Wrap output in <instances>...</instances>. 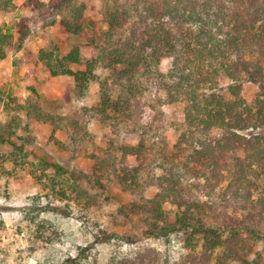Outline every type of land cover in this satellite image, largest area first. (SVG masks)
Here are the masks:
<instances>
[{
	"label": "trees",
	"instance_id": "16d2710c",
	"mask_svg": "<svg viewBox=\"0 0 264 264\" xmlns=\"http://www.w3.org/2000/svg\"><path fill=\"white\" fill-rule=\"evenodd\" d=\"M102 1L107 29L102 42L92 38L90 56L78 45L67 53H62L57 45L39 53V62L53 76L73 77L79 99H84L90 86L97 83V105L81 108L69 121L44 112L40 103L19 107L29 117L71 131L70 147L75 149L85 143L89 134L87 121H83L88 116L97 117L115 131L121 122L132 120L138 105L155 89H159L160 105L184 104L185 122L180 125H186V129L179 134L171 155L167 144L150 145L143 133L137 144L120 148L121 156L112 142L114 149L108 151V156L96 157L90 180L100 184L105 176L113 175L122 187L136 194L133 201L119 206L114 214L115 218L134 224V236L140 230L152 240L186 234L185 253L175 264H206L202 256L213 255L220 248L225 257L218 256L222 263L230 257L252 264L246 258L252 250L250 241L264 240V0ZM44 5L47 4L41 1L38 7ZM49 6L61 16V25L70 35H79L94 26L85 15L86 5L79 0H50ZM15 8V0H0V11ZM23 29L22 24V40L27 35ZM13 39L12 30L0 26V59L7 56ZM163 58L172 63L168 73L159 69ZM247 80L260 88L251 99L241 96ZM225 87L233 99L225 98ZM1 92L0 105L5 103ZM9 100L12 102L11 96ZM9 103L6 108H10ZM138 117L141 120L140 113ZM64 121L68 125H62ZM215 130L224 131L221 138L214 135ZM15 148L11 153L14 161H19V157L27 159L24 146ZM240 149L243 156L238 155ZM148 154H152L155 166L163 173L156 175L150 170L148 177L142 179L143 157ZM133 156L137 164L129 163ZM51 166L49 162L41 166L43 174L36 176L41 184ZM53 167L56 174L49 183L54 192L85 209L97 205L98 192L82 183L70 182L64 166ZM224 170L235 185L223 201H231L236 212L228 215L229 208L224 207L217 219L210 220L206 216L208 201L181 198L184 184L197 195L210 198L217 193L216 185L224 178ZM150 186L157 187L151 198L143 194ZM166 202L178 208L174 218L165 209ZM238 210L247 213L238 215ZM196 237L202 241L201 253L196 251L198 244H192ZM110 239L108 235L98 238L100 243ZM122 239L138 243L130 235ZM138 246L129 255L112 253L100 260L97 254L92 257L94 245L83 247L77 264H168L158 248Z\"/></svg>",
	"mask_w": 264,
	"mask_h": 264
},
{
	"label": "rangeland",
	"instance_id": "374dc122",
	"mask_svg": "<svg viewBox=\"0 0 264 264\" xmlns=\"http://www.w3.org/2000/svg\"><path fill=\"white\" fill-rule=\"evenodd\" d=\"M79 1L86 5L88 20L94 22L93 28L79 35L66 32L60 22L61 16L55 15V11L50 8V0H46L48 6L41 8L38 7L40 0H15L14 10L0 11V26L9 28L14 34L13 43L7 48V56L0 59V91L5 94V103L0 105V264H77L82 248L92 245L95 246L92 257L97 254L98 260L106 259L112 253L129 255L137 245H150L163 252L168 264H175L185 253L187 235L181 232L173 234L168 240H152L147 239L140 230L139 235L134 236V224L123 218H115L114 214L119 206L133 201L136 194L122 187L113 175L105 176L100 184L90 179L96 157L104 158L108 151L111 152L110 149H114L111 148L112 142L118 147L116 152L121 156L123 150L120 148L137 144L142 133L150 145L167 144V153L171 155L179 134L186 129V125H180L185 122V105L175 103L162 106L158 103L159 89L152 90V95L149 93L144 103L138 105L132 120L121 122L115 131L97 117L83 119L87 121L89 134L85 143L75 149L70 147L71 131L29 117L23 109L30 102L40 103L44 112L69 121L76 117L81 108L97 105L100 99L97 83L90 86L84 99H79L73 77L53 76L39 62L40 50H50L54 45L62 53H67L76 45L82 46L84 54L90 56L91 49L88 46L92 44V38L97 37L102 42V34L107 29L102 14L103 1ZM55 20V24L49 25ZM22 24L23 30H27L24 40L21 38ZM171 67V61L163 58L159 69L168 73ZM259 91L257 84L247 80L243 83L241 96L251 99ZM222 93L226 99H233L229 88L225 87ZM8 102L10 108H6ZM65 121L62 125H68ZM10 125L16 128L12 129ZM149 126L152 129H148ZM11 132L15 135H10ZM222 133L223 130H215L214 135L221 138ZM15 145L24 146L25 152L29 154L27 159L19 157V161H14L11 153L16 149ZM238 155L243 156L241 149ZM143 159L145 170L142 179L148 177L150 170L156 175L163 173L161 168L155 166L152 154ZM46 162L52 168L46 173L45 183L41 184L36 176L43 174L41 166ZM129 163L137 164L134 156L129 159ZM53 165L64 166L68 173L65 177L70 182L82 183L92 192H98L100 199L97 205L85 209L71 198L60 197L54 192L49 183V179L56 174ZM222 175L224 178L217 183V193L212 197L197 195L185 183L181 198L208 201L206 216L210 220L217 219V213L222 212L224 207L229 208L228 215H233L236 211L231 201L223 200H226L225 196L228 197L235 184L226 170L222 171ZM156 191L157 187L150 186L146 187L143 194L151 198ZM164 206L174 218L178 211L176 205L166 202ZM246 213L243 210L238 215ZM104 235L111 239L100 243L98 238ZM127 235L138 243L125 242L122 236ZM197 238L192 244L197 243L196 251L201 253L202 241H197ZM250 245L252 250L246 258L252 264H264V240H252ZM222 255L223 249L220 248L213 255L202 256V261L206 264H243L230 257H226V263H222L218 259Z\"/></svg>",
	"mask_w": 264,
	"mask_h": 264
},
{
	"label": "crops",
	"instance_id": "0c3cea01",
	"mask_svg": "<svg viewBox=\"0 0 264 264\" xmlns=\"http://www.w3.org/2000/svg\"><path fill=\"white\" fill-rule=\"evenodd\" d=\"M40 1H42V2H44V3H47L46 0H40Z\"/></svg>",
	"mask_w": 264,
	"mask_h": 264
}]
</instances>
